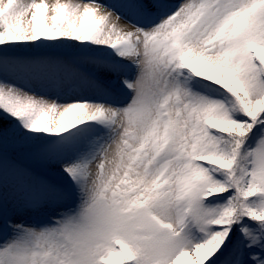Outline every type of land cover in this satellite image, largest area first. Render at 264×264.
I'll use <instances>...</instances> for the list:
<instances>
[{"label": "snow or ice", "instance_id": "1", "mask_svg": "<svg viewBox=\"0 0 264 264\" xmlns=\"http://www.w3.org/2000/svg\"><path fill=\"white\" fill-rule=\"evenodd\" d=\"M0 264H264V0H0Z\"/></svg>", "mask_w": 264, "mask_h": 264}, {"label": "bare ground", "instance_id": "2", "mask_svg": "<svg viewBox=\"0 0 264 264\" xmlns=\"http://www.w3.org/2000/svg\"><path fill=\"white\" fill-rule=\"evenodd\" d=\"M16 2H20V3H28L30 2V0H16ZM35 2H39V0H35ZM46 3H48L49 5H52L56 2V0H45ZM61 3H73V4H81L83 5L84 3H88L89 0H60ZM102 3H110L112 2V0H101ZM172 3L174 4H179L182 2V0H171ZM50 15V14H49ZM30 16L31 14L29 13L28 15H26L25 17L22 18V23L24 25H27L30 21ZM49 24H51V20L48 19L47 21ZM23 51L26 52H49V51H68V49H24ZM38 92L43 93V94H47V96H49L52 92H55L52 89H47V88H40L37 89ZM58 95L60 96V101L61 103L65 102V98L66 95L65 93H58ZM58 118V116H57ZM27 219V218H25Z\"/></svg>", "mask_w": 264, "mask_h": 264}, {"label": "rangeland", "instance_id": "3", "mask_svg": "<svg viewBox=\"0 0 264 264\" xmlns=\"http://www.w3.org/2000/svg\"><path fill=\"white\" fill-rule=\"evenodd\" d=\"M56 95H58V93L52 92L47 98H54Z\"/></svg>", "mask_w": 264, "mask_h": 264}]
</instances>
